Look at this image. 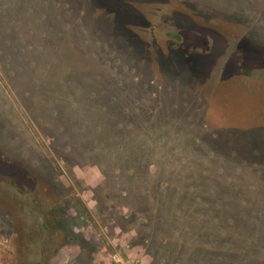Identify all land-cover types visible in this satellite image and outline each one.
<instances>
[{"label":"rangeland","instance_id":"374dc122","mask_svg":"<svg viewBox=\"0 0 264 264\" xmlns=\"http://www.w3.org/2000/svg\"><path fill=\"white\" fill-rule=\"evenodd\" d=\"M0 264H264V0H0Z\"/></svg>","mask_w":264,"mask_h":264}]
</instances>
